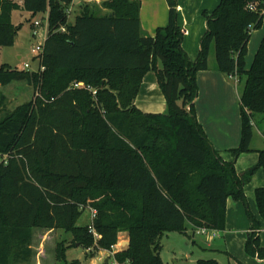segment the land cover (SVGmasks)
<instances>
[{
    "label": "trees",
    "instance_id": "obj_1",
    "mask_svg": "<svg viewBox=\"0 0 264 264\" xmlns=\"http://www.w3.org/2000/svg\"><path fill=\"white\" fill-rule=\"evenodd\" d=\"M72 1L0 0V46H12L22 27L12 21L16 9L48 14L49 26L43 70L0 65V86L26 81L35 90L9 111L0 90V154L8 155L0 162V264H30L35 228L73 235L72 244L56 245V260L64 264L72 246L92 248L87 257L93 258L111 250L122 232L130 245L114 261L167 264L160 255L163 235L187 233L190 226L223 230L228 199L247 206L244 186L264 166L262 149L255 166L242 175L236 170L238 156L251 151L253 115L264 114V35L246 68L252 32L264 25V0H221L211 13L203 11L208 28L195 59L183 47L177 0H167L169 22L154 36L142 29L140 0L85 3L70 24ZM212 48L218 70L245 77L242 137L230 161L196 117L197 73L209 68ZM150 71L165 95V113L135 104ZM256 199L264 219V187ZM86 204L97 209V240L87 224H78ZM247 211L252 230L245 250L264 259L261 224Z\"/></svg>",
    "mask_w": 264,
    "mask_h": 264
},
{
    "label": "crops",
    "instance_id": "obj_2",
    "mask_svg": "<svg viewBox=\"0 0 264 264\" xmlns=\"http://www.w3.org/2000/svg\"><path fill=\"white\" fill-rule=\"evenodd\" d=\"M177 1L178 24L182 30H184L183 47L188 55L192 59H195L201 48V39L208 28V22L203 15V11L211 13L221 0ZM140 2V21L142 29L146 34L154 36L158 28L165 27L169 22V3L167 0H140ZM21 16L24 17V14L21 13ZM258 32V30H255L251 35L252 38V36L256 34L259 44L256 49L253 50L252 54H254V52L256 54L264 35V32L263 34H259ZM251 38L248 43V51L250 49L249 45L251 43ZM210 60L209 68L197 73L198 96L195 100L196 117L202 124L214 148L219 151L224 160L230 161L233 159V154L230 150L239 146L242 137V92L239 90L238 85L241 78H239L236 73L227 74L218 70L216 68V63ZM252 61L253 60H250L248 62L246 56L247 69L250 68ZM149 73L150 72H148L143 79L139 94L146 87L145 79L148 77ZM153 73L154 75L150 74L152 76L149 77V81L157 87L158 82L156 74L155 72ZM139 94L135 100L136 106L137 103H140ZM138 108L142 110L141 107ZM250 149L251 151L241 153L236 159V170L240 175L244 174L248 169L259 162V151L264 149V133L255 130L254 127ZM260 187H264V166L259 168L252 175L250 181L244 186L247 206L243 201L234 200L232 198L228 199L226 223L223 230L207 229L206 232L203 233L199 232V229H193L190 226L187 233H182L185 237H188L187 245L191 248H195L200 252L205 251L212 254L211 256H214L211 258L198 257L199 259H216L222 264V259L219 255H223L227 257L226 264H264V259L251 256L245 250L248 233L252 230V222L248 215L247 207L257 217L261 224L259 235L261 245L264 247V219L259 213L256 199V190ZM39 229H41V231H38H40L42 236H44L43 234L46 232H50L44 228ZM119 250H121V248L116 246L114 252ZM162 250L160 252L161 257ZM110 253L109 250H101L98 255L90 258L91 264H103L107 259H109L108 261L110 264H118L117 262H113L114 258L111 256L113 254L110 255ZM103 257L106 258L104 259ZM199 259H195L196 261L194 262L197 264Z\"/></svg>",
    "mask_w": 264,
    "mask_h": 264
},
{
    "label": "rangeland",
    "instance_id": "obj_3",
    "mask_svg": "<svg viewBox=\"0 0 264 264\" xmlns=\"http://www.w3.org/2000/svg\"><path fill=\"white\" fill-rule=\"evenodd\" d=\"M102 1L103 0L96 2V4L99 5L101 4ZM75 3L76 4L73 6L71 12L69 13L68 22L70 24H73L75 22L76 16L80 12L79 10H81L84 7L85 3H89V2H80L79 0H76ZM21 13L24 14V17L21 16ZM44 15H45L44 13H38L37 15L32 16L30 12L21 9H16L13 11L12 21L17 25L22 24V27L18 31L15 38V42L12 46H4V47L0 46V65L2 63H5L13 67H16L19 70L26 69L29 71H35V70L37 71L39 67V60L37 59V54L33 52V46L37 43L39 38L33 36L32 28L34 25V21L43 20ZM255 30H258L259 34L260 33L263 34L264 25L261 28ZM255 30H253V32ZM256 38H257L256 34H254L251 38V43L249 45L250 49L247 53L248 62L254 59L255 52L254 54H252V52L259 45L258 38L257 39ZM209 57H210L209 60L211 59L210 60L211 62L216 63L214 48H212ZM26 63L30 65L29 68L25 67ZM150 74L154 75L153 71H150L148 77H146L145 79L146 87L139 94L140 103H137V106L141 107L143 111H149V112L152 111L153 113H165L168 110L165 95L161 90V88L159 87V85L156 87L150 83L149 77L152 76ZM238 83H239L238 84L239 90L242 92L245 84V77H243L241 81ZM0 90L3 91L7 97L6 111L13 110L18 105L31 100L35 94L34 87L29 83H27L26 81H14L8 85L0 86ZM252 122L255 130H259L261 133H264L263 113H255L253 115ZM1 156L3 158L5 155H1ZM86 205L92 207L90 204H86ZM90 221H91L90 212L89 210L85 209L82 216L78 220V224L85 225V224H89ZM44 229L50 231L43 234L44 236L40 234L41 229L35 228L33 230V235H34L32 241L33 255L30 264H38V263L64 264V262L56 260V245L58 244V242H62V241L66 245L72 244L73 235L71 233L65 232L62 229H46V228ZM128 241H130V239L127 232H122L119 234L117 246L120 247L121 249L126 248L130 245ZM162 244H163L162 257L164 261L169 264H182V263L196 264V262H194L196 261L195 259L214 257L211 256L212 254H209L205 251L200 252L195 248H191L189 245H187L188 237H185L184 234L180 232L165 233L162 237ZM87 252H89L88 249H85L83 246H80L79 244L72 246L67 251V258H68L67 264H74L75 260H79L80 264H91V259L87 257ZM111 254L112 253H110V255ZM219 256L222 259V264H226L227 257H224L223 255H219ZM103 258L105 259L106 257ZM108 260L109 259L104 261L103 264H110ZM113 262L116 261L113 260Z\"/></svg>",
    "mask_w": 264,
    "mask_h": 264
},
{
    "label": "built area",
    "instance_id": "obj_4",
    "mask_svg": "<svg viewBox=\"0 0 264 264\" xmlns=\"http://www.w3.org/2000/svg\"><path fill=\"white\" fill-rule=\"evenodd\" d=\"M76 0H73L69 9H68V13L71 12L73 6L76 4L75 3ZM80 2H99L101 0H79ZM251 8L253 10H256V5H251ZM62 31H65L66 30V27L65 26H62L60 28ZM48 31H49V26H48V14H45L44 15V19L43 20H35L34 21V25H33V28H32V33H33V36L34 37H38L39 40L37 41V43L33 46V52H35L37 54V57H38V60H39V67L37 70H43L44 67L42 66L41 64V60H42V54H43V51H44V46H45V42H46V39H47V36H48ZM25 67L26 68H29L30 65L28 63L25 64ZM74 87H77V88H81V87H87L86 84L84 82H76L74 83ZM89 87V86H88ZM92 91L93 93L95 94L96 93V89H93L92 88ZM8 160V155H5L3 158L2 156L0 155V161L1 162H7ZM82 209H87L89 210L90 212V218H91V221L88 225V229L89 231L93 234L95 240H97L98 238H100V234L97 232L95 226H94V220L97 216V209L96 208H93V207H90L88 205H82L81 206ZM206 228H199V232H206ZM116 246L117 244L113 245L111 247V250H109L112 254H114L115 252V249H116ZM92 248H88V251H91Z\"/></svg>",
    "mask_w": 264,
    "mask_h": 264
},
{
    "label": "water",
    "instance_id": "obj_5",
    "mask_svg": "<svg viewBox=\"0 0 264 264\" xmlns=\"http://www.w3.org/2000/svg\"><path fill=\"white\" fill-rule=\"evenodd\" d=\"M128 243L130 244V241H128Z\"/></svg>",
    "mask_w": 264,
    "mask_h": 264
}]
</instances>
